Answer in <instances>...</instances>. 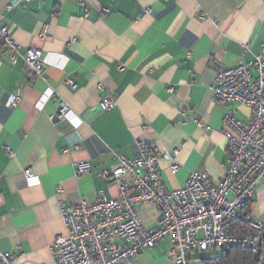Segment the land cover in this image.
Here are the masks:
<instances>
[{
  "label": "crops",
  "instance_id": "1",
  "mask_svg": "<svg viewBox=\"0 0 264 264\" xmlns=\"http://www.w3.org/2000/svg\"><path fill=\"white\" fill-rule=\"evenodd\" d=\"M13 1L0 0L2 24L21 53L37 48L46 60L36 76L20 57L0 56V251L14 264H52L50 246L65 231L59 204H91L99 191L116 197L101 174L114 155L134 157L138 144L158 154L167 190L195 171L221 178L222 118L233 111L245 122L250 110L215 103L211 87L218 71L255 55L264 68V0H23L7 9ZM48 90L57 98H45ZM11 96L18 106L8 105ZM105 96L116 102L108 111ZM60 101L68 112L56 119ZM79 162L89 163L88 174H76ZM136 208L147 227L156 225L155 205ZM247 211L264 223V180ZM169 246L166 238L123 264H172ZM201 257L194 253L193 264Z\"/></svg>",
  "mask_w": 264,
  "mask_h": 264
},
{
  "label": "built area",
  "instance_id": "2",
  "mask_svg": "<svg viewBox=\"0 0 264 264\" xmlns=\"http://www.w3.org/2000/svg\"><path fill=\"white\" fill-rule=\"evenodd\" d=\"M23 0H14L7 9ZM46 27L42 30V35ZM7 54L14 64L20 57L32 75L41 76L46 64L40 49L26 48L21 53L8 28L0 20V56ZM66 84L75 89L72 80ZM102 89V85H98ZM45 98H57L48 90ZM215 103H232L249 108L247 121L234 118L233 111L222 118L227 138L228 159L224 172L214 181L206 172H191L185 184L167 190L158 170V154L138 144L134 157L114 155L116 164L101 176L117 190L116 197L99 191L93 203L59 204L65 231L50 246L52 264H123L134 256L150 250L168 238L166 255L172 264H193L196 252H206L227 245L249 247L255 257L264 245V223L251 218L247 211L258 183L264 180V68L260 55L236 66L218 71L211 87ZM19 96H11L8 105L18 106ZM103 110L116 106L114 98L105 96ZM68 106L60 101L56 119L66 118ZM197 125L207 131L201 120ZM7 155L12 153L7 150ZM173 155L177 150H173ZM168 158L167 155H164ZM173 171L177 166L172 167ZM88 162H79L76 174H88ZM24 180L35 181L30 168L22 173ZM152 203L159 210L156 225L147 227L136 208ZM248 226L244 236L229 232L232 220ZM15 257L0 251V264H14Z\"/></svg>",
  "mask_w": 264,
  "mask_h": 264
},
{
  "label": "trees",
  "instance_id": "3",
  "mask_svg": "<svg viewBox=\"0 0 264 264\" xmlns=\"http://www.w3.org/2000/svg\"><path fill=\"white\" fill-rule=\"evenodd\" d=\"M248 208V206H247ZM229 232L234 236H244L248 232L245 222L235 219L229 223ZM219 253L215 256H202L201 264H264V245L261 247L260 254L255 257L252 249L241 245H227L219 248Z\"/></svg>",
  "mask_w": 264,
  "mask_h": 264
},
{
  "label": "rangeland",
  "instance_id": "4",
  "mask_svg": "<svg viewBox=\"0 0 264 264\" xmlns=\"http://www.w3.org/2000/svg\"><path fill=\"white\" fill-rule=\"evenodd\" d=\"M142 218V217H141ZM144 223V222H143ZM144 225L146 226V224L144 223ZM219 253V250L218 249H216L215 251L214 250H209V251H206V252H201V253H199L198 252V255H200V256H215V255H217ZM195 254H197V252L195 253Z\"/></svg>",
  "mask_w": 264,
  "mask_h": 264
}]
</instances>
